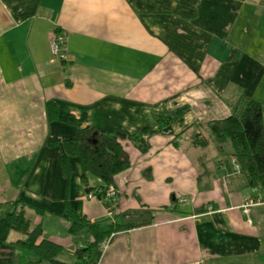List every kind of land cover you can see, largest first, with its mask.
<instances>
[{"label":"crops","instance_id":"1","mask_svg":"<svg viewBox=\"0 0 264 264\" xmlns=\"http://www.w3.org/2000/svg\"><path fill=\"white\" fill-rule=\"evenodd\" d=\"M56 30L65 61L50 53ZM241 96L264 107V0H0V218L18 198L42 207L26 215L64 264L89 239L68 232L66 197L102 229L121 226L97 264H264V189L211 130ZM86 125L128 136L116 199L86 197L76 156L68 183L61 175V140ZM142 129L145 151L129 139ZM22 238L9 233L0 264Z\"/></svg>","mask_w":264,"mask_h":264},{"label":"trees","instance_id":"2","mask_svg":"<svg viewBox=\"0 0 264 264\" xmlns=\"http://www.w3.org/2000/svg\"><path fill=\"white\" fill-rule=\"evenodd\" d=\"M58 31V30H56ZM46 117L49 121L58 120L57 105L54 101L46 102ZM71 114L64 122L77 125L82 121ZM219 147L229 141L234 155L245 173L250 189H264V107L258 101L241 96L231 114L221 120L211 123ZM147 132L142 129L139 134L129 137L136 145L145 151L148 147L145 139ZM128 139L122 131L112 134L102 133L96 127L86 125L73 138L63 139V153L58 157L61 175L68 183L71 174V157H78L83 172L80 181L86 193L95 188L87 183V173L98 178L105 186L113 185L115 176L130 165L127 152L121 143ZM59 141H49L48 146H55ZM26 209H32L37 215L44 209L32 202L16 199L11 209L0 218V247L7 242L11 231L21 234L24 238L12 242L13 264H40L43 261L50 264H64L57 260L63 252V247L51 240L42 238L39 223L34 224L26 215ZM63 214L69 221L68 232L73 236L85 233L89 239L78 244L74 250L77 264H97L102 255V245L113 231L121 226L102 229L99 222H91L86 216L79 215L73 210L67 197L64 201ZM20 253H15V252Z\"/></svg>","mask_w":264,"mask_h":264},{"label":"built area","instance_id":"3","mask_svg":"<svg viewBox=\"0 0 264 264\" xmlns=\"http://www.w3.org/2000/svg\"><path fill=\"white\" fill-rule=\"evenodd\" d=\"M49 48L50 53L53 59L65 61L67 58V47H66V34L62 31H54L49 38ZM118 194V190L115 186L109 185L105 186L101 183L99 187H95V189L86 194L87 198H93L95 196H104L109 199H116ZM184 200V199H183ZM256 204V201L247 199L242 205V212L247 215L249 207L251 205ZM110 209V208H109ZM108 240L102 245V253L107 247Z\"/></svg>","mask_w":264,"mask_h":264}]
</instances>
